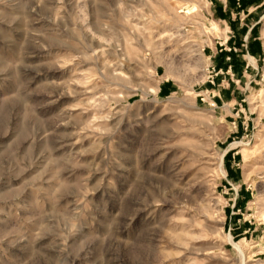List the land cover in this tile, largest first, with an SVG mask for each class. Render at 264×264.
Here are the masks:
<instances>
[{"label":"rangeland","instance_id":"1","mask_svg":"<svg viewBox=\"0 0 264 264\" xmlns=\"http://www.w3.org/2000/svg\"><path fill=\"white\" fill-rule=\"evenodd\" d=\"M209 3L0 0V264H264V3L244 77Z\"/></svg>","mask_w":264,"mask_h":264},{"label":"crops","instance_id":"2","mask_svg":"<svg viewBox=\"0 0 264 264\" xmlns=\"http://www.w3.org/2000/svg\"><path fill=\"white\" fill-rule=\"evenodd\" d=\"M264 0H210L215 16L223 24L224 32L215 42L211 56L218 72L244 77L248 68L244 52L250 55L260 54L259 43L255 39L254 24L250 22L252 12L260 8ZM217 72V73H218Z\"/></svg>","mask_w":264,"mask_h":264},{"label":"bare ground","instance_id":"3","mask_svg":"<svg viewBox=\"0 0 264 264\" xmlns=\"http://www.w3.org/2000/svg\"><path fill=\"white\" fill-rule=\"evenodd\" d=\"M237 246V244H235ZM241 252V251H240Z\"/></svg>","mask_w":264,"mask_h":264}]
</instances>
